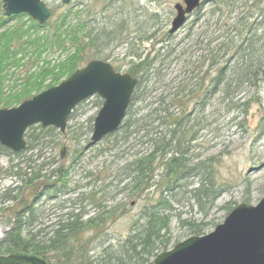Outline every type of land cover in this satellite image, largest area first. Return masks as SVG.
I'll use <instances>...</instances> for the list:
<instances>
[{
    "label": "rangeland",
    "instance_id": "rangeland-1",
    "mask_svg": "<svg viewBox=\"0 0 264 264\" xmlns=\"http://www.w3.org/2000/svg\"><path fill=\"white\" fill-rule=\"evenodd\" d=\"M221 1L223 8L219 7L222 11L212 12V1L202 0L186 23L177 32L169 33L176 13L174 5L181 0H71L68 4L60 0H43L51 10V17L41 25L34 20L36 24L33 25L27 14L4 16L0 0V20L3 23L0 32L18 27L24 31L21 39H14L10 47V62L5 67V78L1 83L0 108L16 106L64 80L66 75L50 85L52 77L46 76L37 86L34 83L28 87L31 92L28 97L16 103L12 101L11 106L2 105L7 97L21 93L25 82H32L34 74L68 58L76 46L67 36V27L75 28L80 24H84V29L77 31L80 41H83L85 30L98 38L95 45H83L77 67L99 58L108 60L117 72H128L132 61H137L138 54H141L155 59L153 67L162 68L161 76L152 79L155 82L151 86L157 88L152 89L145 102L156 105L157 94L162 91L170 100L172 94L187 82L201 86L197 93L200 100L203 94L209 95L203 109H198L199 98L192 96L187 106V111H194L192 118L197 122L186 156L188 164L203 163L209 167L197 178L187 176L180 179L176 193L167 195L172 205L168 250L191 236V227L201 225L202 234L210 233L223 222L228 209L241 203L255 205L264 194V74L257 79L256 85L247 84L237 92L233 99V102L238 101L237 107L228 106L221 100L222 94L217 89L211 92L215 87L216 68L212 64L215 46L222 42L228 44L232 39L234 42L244 40L246 28L252 31L258 27L262 17L255 0ZM55 33L61 36L60 45L54 43ZM259 34L260 29H257ZM34 39L36 43L32 42ZM38 41L44 45L39 47ZM225 57L218 58L221 65ZM101 104L98 95L87 97L67 118L64 133L52 127L49 134L35 143L34 149L24 150L19 157L0 154L1 240L14 225L17 214H23L25 210L27 214L21 218L22 234L29 230L37 234L41 230L40 237L71 209L75 213L86 211L87 214L82 216L86 219L103 207L106 212L111 207L120 206L114 220H108L98 233L91 235L87 232L83 236L87 241L85 248L94 253L100 251V245L111 243L115 246L125 239L145 206L158 204L156 188L148 189L149 193L141 197H130L131 187L126 186L125 180L121 182L122 177L117 172L138 149L136 143L124 142L119 133L89 144L93 119ZM33 133H38L37 128ZM63 149L62 157L60 152ZM28 157L34 161L32 165L42 167V176L35 183L24 186L14 174L16 168L13 172L5 169L12 163L21 168L19 174L28 171L25 160ZM202 178L210 179L208 188L214 193L212 199L202 198L198 204L188 191L196 188ZM46 189L55 196L48 194ZM6 191L14 198L4 199ZM92 195H95V201L90 199ZM99 200H102L101 204H97ZM157 208L163 209L161 205ZM141 223L140 219L138 224Z\"/></svg>",
    "mask_w": 264,
    "mask_h": 264
},
{
    "label": "trees",
    "instance_id": "trees-1",
    "mask_svg": "<svg viewBox=\"0 0 264 264\" xmlns=\"http://www.w3.org/2000/svg\"><path fill=\"white\" fill-rule=\"evenodd\" d=\"M211 1L212 12L222 11L221 0ZM255 4L259 16L262 17L258 27L252 31L247 27L248 30L246 28V32L244 31L246 35L244 40L239 39L234 42L232 39L228 44L222 42L214 48L212 64L216 68V73L213 78L215 87L211 92L217 89L222 94L221 100L225 101L228 106L230 104H233L234 107L239 106L238 101L233 102L237 92L247 84L256 85L257 79H261L264 74V25L262 24L264 22V0H255ZM21 15L19 14L17 17ZM30 21L33 25L36 24L31 18ZM2 24L0 20V25ZM20 28H13L9 32L8 30L0 32V91L2 79L5 78V67L10 62L12 42L14 39L20 40V35L24 32ZM67 28V36L70 37L71 44L76 46L74 51L70 52L68 58L60 64L51 68H43L42 72L34 74L32 82H25L21 93H16L12 98L7 97L3 100L2 105L11 106L13 102H19L28 97L31 94L28 87L34 83H36L34 86H37L46 76L52 77L50 85H54L60 80L58 77L68 76L78 68L77 65L81 61L80 53L84 49L83 45H95L98 36L89 35L85 30L83 41H80L77 31L80 28L84 29V24L76 25L75 28L71 26ZM257 29H260L259 35H257ZM55 36L54 43L60 45V41H62L60 34L55 33ZM36 41V39L32 40L34 43ZM37 44L39 47L44 45L39 41ZM19 49L21 50V48ZM224 55L226 57L221 65L218 58L224 57ZM149 57H142L141 54H138L137 61H132L130 64L128 72L138 81L123 123L118 131L110 135L121 133L124 142L133 141L138 146L136 152L117 171L122 177L121 182L125 180L126 186L131 187L130 197H141L149 193L148 189L156 188L158 204L155 207L145 206L125 239L115 246L111 243L100 245V251L96 250L94 253H90V249L85 248L87 241L83 239V236L87 232H90L91 235L98 233L108 220H114L120 206L111 207L106 212L103 207L102 210H98L86 219L82 217L87 214L86 211L81 210V212L75 213L74 209H71L70 212L60 216L59 221L52 225L49 232L44 236L40 235V237L41 230L37 232L38 235L30 230L22 234L21 218L27 214L25 210L23 214L22 212L17 214L14 225L7 230L5 238L0 241V253H22L43 259L51 264H148L159 252L168 250L172 205L167 195L176 193L177 188L180 187V179L187 178V176L197 178L199 173H205L209 165L197 163L190 166L188 158H186L190 141L194 139V124L197 123L195 118H192L194 111H187V106L191 96L194 99L199 98L197 93L201 86L194 82L192 84L187 82L172 94L170 100L167 98L169 96L163 94L162 91L157 94L156 105L145 102L152 89L157 88L155 85L151 86L155 82L152 79L155 77L157 80L161 76L162 70V68L153 67L155 59L152 60ZM207 96L209 95L203 94L202 99L199 98L198 109L205 107ZM244 105L247 106L246 103ZM35 128L38 133H33ZM29 129L32 132H27ZM52 129V127L42 128L40 125L28 128L25 132L27 144L25 150L34 149L35 143L49 134ZM21 153L13 154L8 148L0 145V154L19 157ZM25 160L28 171L19 174L21 168L18 164L12 163L5 170L13 172L16 168L14 174H17L24 186H27L40 179L42 167L37 164L32 165L34 161L31 157ZM208 180L210 179L198 180L197 187L188 191L193 201L198 204L201 203L202 198H213L214 191L210 187L208 188L210 185V182L207 184ZM48 191L49 189H46L47 193ZM48 194H52V197L55 196L53 193ZM3 197L8 200L14 198L9 191H6ZM90 199L95 201V195H92ZM101 202L102 200H99L97 204H101ZM158 205H161L163 209L159 210ZM228 210L231 211V209ZM140 219L142 223L138 224ZM181 223L188 224L183 220ZM190 229L192 235L200 236L202 234L201 225L193 226Z\"/></svg>",
    "mask_w": 264,
    "mask_h": 264
},
{
    "label": "water",
    "instance_id": "water-1",
    "mask_svg": "<svg viewBox=\"0 0 264 264\" xmlns=\"http://www.w3.org/2000/svg\"><path fill=\"white\" fill-rule=\"evenodd\" d=\"M60 2L67 4L70 0ZM182 2L174 5L176 13L169 33L180 29L201 0ZM1 7L6 17L25 13L40 25L51 17V10L42 0H2ZM136 84V77L129 72H117L109 61L89 60L60 83L24 99L17 106L0 108V145L13 152L24 150V132L35 124L64 132L66 119L76 105L98 95L102 105L93 119L89 137V144H96L119 129ZM0 264L50 263L19 253L0 255ZM148 264H264V194L255 205L234 206L210 233L191 235L169 250L159 252Z\"/></svg>",
    "mask_w": 264,
    "mask_h": 264
}]
</instances>
